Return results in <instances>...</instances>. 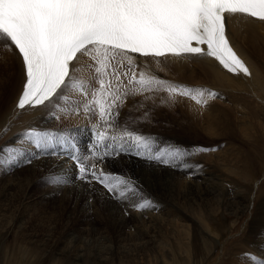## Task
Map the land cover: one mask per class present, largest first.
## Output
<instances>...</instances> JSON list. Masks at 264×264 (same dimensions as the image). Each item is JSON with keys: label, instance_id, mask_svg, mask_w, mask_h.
Instances as JSON below:
<instances>
[{"label": "rangeland", "instance_id": "374dc122", "mask_svg": "<svg viewBox=\"0 0 264 264\" xmlns=\"http://www.w3.org/2000/svg\"><path fill=\"white\" fill-rule=\"evenodd\" d=\"M81 58V62H79L80 71L76 73V75L84 80L85 87H89L88 80L90 79L91 74L94 73L95 61L87 55L82 56ZM109 71H111V68L109 69ZM118 71L120 73L128 72V77L123 78L125 82H127V79L131 77V71L135 72L136 75L137 72L139 73V75L142 72L139 71L138 67L136 66H133L132 69L129 70V66L127 65L126 61L123 67L118 68ZM155 76L159 77L160 75ZM159 79L161 78L159 77ZM91 87L98 88L99 83L93 82L91 84ZM181 89L182 88H178V91ZM161 91H165V96L159 93L157 94L158 97H155H157L156 100L160 98L164 100L165 98V102H162L163 108L165 104L168 109L172 110L171 108L176 105V100L184 99L179 98L180 95H166L168 92L164 89H161ZM182 91L184 90L182 89ZM153 92H145L143 95L137 96L142 100L152 102V100L150 99L152 98L151 95L153 94ZM206 93L207 91L204 92V94ZM216 94L217 95L215 96V98H211L209 101H206L207 106H203L204 103L200 106L202 107L203 113L201 109H197L194 107L189 113L190 116L194 117L196 114H198L197 111H199L198 116H200V118H203V125H201V127L199 126L200 128H197L199 133L201 134V139L203 140L201 141V139L198 138L200 139V143H202L199 144L201 148L197 144V148H194L195 150L193 149V151L191 152L192 155L188 157L187 162L188 164H193V162H198V164L200 163L199 168L201 169L203 167L202 169H205V174L200 175V173L198 172H181V175L179 174L176 178L177 182L173 180L172 184L170 183L172 189V200H176H173L172 202L174 203V206L166 207V205H164L161 207V205L157 206L159 204L158 202L155 203L156 201L152 202L150 200L152 202L150 207L140 210L138 207H136V204H134V206H131V209L134 211V213H132L131 215L125 214L123 218L118 217L119 219L122 218V222L124 223L138 219L140 222L139 226L146 231L154 228V223L157 224V231H161V233L164 232L165 234H167V237L164 238H162L163 236L159 235V237H155V239L157 240V244L159 245L160 249L162 248L161 251L163 253L160 252L155 246V249H150V251H148L146 255H142L140 257V255H135L136 253L131 250L128 245L129 242L127 241L130 239V236L133 235V232L135 230L129 231V234L128 231H126L127 233H124L122 237L120 235V238L116 234H113L112 230L114 228L112 227L113 224H111L113 222H106V217L110 213H112L113 215H118L119 210L113 194L108 193L104 187L101 188L99 186V183L95 181H92L91 183H85L84 181L76 178L74 180L75 184L68 183L61 185V182L52 180L49 174L52 171L51 167L50 169L48 168L46 173H41L39 175L28 173L27 170H29L31 167L30 160H25L24 165H20L21 167L19 165H14L9 171H2L3 168H6V163L9 161L5 160V158H3L0 154V193L2 190H5L9 184V186H14L17 184L20 188L24 189V196L26 194V197L18 195L4 200L0 197V264H224L226 258H228L226 254L229 255L231 252H237L238 254H240V250L244 253L242 259H245V263L243 264H253V260L250 257L264 259L257 256V254L251 249L253 244L252 242L255 241L252 238L253 232H251V230H255L258 232L261 227V218L256 217V215L260 210L258 207H260V205L264 203V143L262 144L264 135L261 134L263 133V131L260 127L261 125L259 124H264V122H262L263 119L258 122L256 119L253 120L252 117H247L244 126H246L248 130L239 132L236 131V127H238L239 123H242V121H240L241 118L240 116H238L236 108L231 106V104L227 101L228 98L224 93L217 91ZM250 99L253 100V98ZM91 100V92L82 93L79 91V89H74L69 91L60 100L59 104H56L52 107L53 110H50L48 112L50 124L44 126V129L37 127L33 128L36 129V131H44L50 134L47 137L46 141V145L50 149L43 152L40 156H48V158H50V160L52 159V161L54 162L58 161L59 159L63 161L68 160V164H65L66 170L72 165L77 168L75 166V160L73 158L71 159L72 156L63 152V149H65L64 147H67V145H69L67 136L65 134H70L72 136L78 135L79 137H81L83 133H89L90 130H93V127L90 123L88 125H83L79 124L80 122H77V120H75L77 118L76 116H79L81 114V109H79L78 112L75 110V106H77L76 103L78 102L89 104V108L92 109V120L90 121L91 123L97 120L96 118H98V121L101 122L99 118V109L95 104L91 103ZM127 100V105H129L130 99L127 98ZM184 100L190 104L196 103V101L188 95L185 96ZM209 105L216 109L215 112L213 110L212 115L208 114V112L205 110L209 107ZM123 106H125V104ZM176 110L173 109V111ZM217 110L223 111L225 113V117L228 118V129L233 128V130H235L232 131L231 134H229L231 136L227 137L224 134H222V137L215 136V134H219L217 129L216 131L214 130L215 124H219L221 129L223 125H226L225 123L222 125L217 121V123H215V121L213 120L212 116L217 112ZM127 111L126 109H121L122 116L120 119H118L117 116V123H123L127 127L129 126L132 128H136L137 121L134 115H136L137 112H134L133 114L131 112L129 116L126 117L127 119H122L123 115ZM204 112L207 114V116ZM151 115L152 112H148L147 115L142 117L141 119H143L145 122L148 118L151 117ZM132 117H134V120L132 119ZM208 118L210 120L212 119L213 121H211L214 125L211 127L212 129H209L207 127ZM205 121L207 123H204ZM79 132L81 133L79 134ZM23 133L24 132H22V134ZM22 134H20L19 136H15V138L13 137L14 139H9V146L13 150H16L18 148L31 151L38 150V147L30 139L29 133H27L28 135ZM55 134H61L60 136L63 138V148L58 149L59 151L57 150V144L55 145L53 138L54 136H57ZM180 134L182 135L183 133L180 132ZM186 135L187 134L183 136ZM87 137H89V141L87 140L86 144H91L93 148V139H96L95 135L93 137L92 134L91 136L88 134ZM207 139H215L216 144L214 145V147L209 148L203 144L207 143L204 142V140ZM185 142L187 143V141ZM190 142L192 143L194 141L190 140ZM76 143L78 144L77 141ZM156 149L157 146L153 145L152 150L155 151ZM203 149H207V151H204ZM200 150H202L201 155H195V153ZM217 156H221L222 161L223 157L226 159L225 162H222L224 165L222 164L218 168H213L214 163L217 166ZM62 157L63 159H61ZM64 157H66L65 160ZM85 163L87 165H90V163H87L86 161ZM97 167L99 169L98 165ZM116 171L117 173L120 172L118 171V168ZM120 173L122 174V172ZM12 179L16 180L11 181ZM8 180L10 182H8ZM180 180L182 181L180 182ZM197 181L200 182V184ZM76 182H79V185H76ZM202 182L206 184V188H208V190L210 188L215 189L217 187L216 190L218 189V193L215 194L216 197L213 195L206 202H198L196 204H188V202L181 199V196H183L184 192H186L189 187H200ZM213 186H215V188ZM29 187L30 189H28ZM175 190L176 193H174ZM41 195H46V197L39 199ZM23 198L24 201L22 202ZM27 198H30L28 201H26L28 202V205L25 204V200ZM82 198L86 199L82 200ZM182 201L187 203L185 207V203H182ZM243 201L245 203H243ZM89 205L94 207L95 209L97 208L101 217L105 218L106 221L104 219H102L104 221L97 219L96 216L98 215V213H92L91 211L89 214L83 216L84 214L82 213V210L88 208ZM106 206H113L115 208L110 207V210V208ZM176 206H178L177 209H175ZM191 207L196 208L193 210L191 209ZM107 208L108 210L106 211ZM74 210L79 211L80 214L78 216L74 215ZM144 211H146L147 213L144 214ZM197 215H207L209 216V219L211 218L207 221L210 225L209 230H205L204 227L200 225L196 218ZM142 216L145 217L144 221L140 219ZM156 219L159 222H157ZM129 226H131V224ZM83 229H86V231ZM99 229H101L100 232ZM104 229H106L105 231L107 232V234L106 232L104 233ZM185 229V233H188L190 235L189 238H191L192 233H194L195 238L199 244L200 242L202 243V246L204 243L207 244V246L204 247L206 249L204 253L198 251L197 253H195L197 254V257L195 258H193L192 255L190 256L191 259L187 258V255L185 254V251L183 249V246L190 240L189 238V240H183V243L185 244L181 246L180 250L177 249L174 254L170 253L171 246L172 248H174L177 245V242L174 238L178 235H182V233L184 234ZM261 229L264 230L263 227H261ZM135 232L138 234V231ZM174 232H176L178 235ZM190 232L192 233L190 234ZM120 239L121 244H119ZM203 240L204 243L202 242ZM245 240L251 241V243H249V248L244 245ZM56 241H60V244L62 243V247L64 246L63 249L70 257L75 255V253L81 251L80 253L83 254L82 260L79 262H72V259H70V257L65 258L54 255L53 244ZM41 242L43 244H41ZM122 243H125L127 245ZM263 243L264 236H261L259 242L256 244V250L262 248V246L264 249ZM178 245L180 244L178 243ZM189 247L190 249H192L191 246Z\"/></svg>", "mask_w": 264, "mask_h": 264}, {"label": "snow or ice", "instance_id": "6c2138e0", "mask_svg": "<svg viewBox=\"0 0 264 264\" xmlns=\"http://www.w3.org/2000/svg\"><path fill=\"white\" fill-rule=\"evenodd\" d=\"M234 16L264 23V0H0V38L9 50H15L25 75L17 108H48L59 104L71 90L91 92V103L98 107L100 120L107 126L94 133L103 149L93 153L97 160L113 154L145 152V158L165 164L182 160L192 153L164 146L153 154L150 149L155 142H150L149 137L120 128L116 119L119 108L130 96L160 89L169 96H191L197 103L206 101L193 93L203 96L207 91L211 98L217 94L170 85L143 71L138 79L133 72L125 82L128 72L120 73L118 68L125 61L129 70L136 66L130 54L157 63L169 57H209L229 73L250 77V69L234 50L228 35V22ZM85 55L95 61L89 87L76 75L80 57ZM93 82H98L99 87L92 88ZM178 88L184 92H178ZM83 108L86 113L90 110L87 103ZM79 109V105L75 106L77 112ZM108 130L116 131L109 134ZM49 135L29 132L30 139L41 147ZM72 158L79 170L76 178L81 181H95L120 199L138 193L129 178L97 170L96 164L87 165V156ZM151 203L144 198L136 207L143 210ZM251 259L253 264H264V259Z\"/></svg>", "mask_w": 264, "mask_h": 264}, {"label": "bare ground", "instance_id": "6f19581e", "mask_svg": "<svg viewBox=\"0 0 264 264\" xmlns=\"http://www.w3.org/2000/svg\"><path fill=\"white\" fill-rule=\"evenodd\" d=\"M228 35L230 37V42H231L234 50L237 52V54L241 57V59L246 63V65L250 69V71L252 73V75L250 77H246L243 74L235 75V74L229 73L227 70L223 69V67L221 65H219V63L217 61H215L213 58H209V57H200V58L189 57V58H184V59H173V58L169 57L167 60H161L159 63H157L156 61H152V60H146L143 57H135L134 55H132V57L136 61L135 65H136V67H138L139 71H143V72L147 73L148 75H154V76L159 75V73H162V75H164L165 77H161V76H159V77L161 78V80L167 81L170 85H184V86H190L188 88H194V89L202 88V89L211 90L212 92L219 91L221 93H224L225 96L228 98L227 101L231 104V106L236 108L238 116H240V118H241V120L240 119L239 120L242 121V123H239L238 127H236V131H238V132L239 131H245V130H248L247 127L244 126L246 123L247 117L248 118L252 117L253 120L256 119L258 122H260L261 119H263L262 122H264V23L259 22L258 20H255L252 18L244 17V16H234V17H231L229 19V22H228ZM9 59L11 62L9 61ZM80 59H82V58L80 57ZM79 62H81V61L79 60ZM153 68H155V69H153ZM136 76L138 79L139 78L138 72H137ZM24 80H25V76H24V69H23L21 59L16 54L15 50L14 49L9 50V48L6 47L5 41L3 40V38H0V154L3 158H5V160L10 162V163L9 162L6 163V168L2 167L3 168L2 171H9L11 169V167L14 165L23 166L25 163V160H27V161L30 160L31 161V164H30L31 167L29 170H27L28 173L33 174V175H39L41 173H46L48 168L50 169V167H51L52 171L49 174H50L53 181L61 182L60 183L61 185L68 184V183L72 184V183H74V180L78 176L79 171L73 165L71 167L69 166L70 168H68L66 170L65 164H68V162H69L68 160L67 161L65 160L66 157H64L65 161L60 160L59 159L60 157H59L58 158L59 160L56 159L58 161L54 162V161H52V159L50 160V158H48V156H40L43 152L48 151V149H50L49 147H47V145H45L44 147H41L40 145L35 144L38 147V150H34V151L32 150L33 152L31 150H27V149L25 150V149H21V148H18L19 152H16L9 146L10 145L8 143V141H10L9 139H12L13 137L15 138V136H17V135L19 136L20 134H22V132H24L23 134H27V133H29V131H31L35 127L44 129L45 128L44 126H47V124H50L49 118H48V112L50 110H53L52 107L54 105H50L48 108L38 106L36 108H26L25 110H20L16 107V99H17L18 93L20 92V90L22 88V83L24 82ZM178 92L183 93L184 91H182V89H181ZM159 93H161V95L165 96L164 95L165 91H161V89L154 91L153 94L151 95L152 98L150 99V100H152V102H147V100H142V99L138 98V96H130L129 97L130 104L127 105V108H126V111L127 110L128 111L123 115L122 119H125L126 117H128L131 112H132V114L134 112H137V114L134 115V117L136 118V121H137L136 122L137 126H136V128H132L129 126L127 127L123 123H121V124L117 123V124L119 125L120 128L126 127L130 131H134L137 134H141L145 137H149L150 142H155V143H153V145H156L157 148H163L164 146L179 147L181 149H186V150L191 152L194 148H197L196 147L197 144L198 145L202 144V143H200L201 134L199 133L197 128L199 126L201 127V125H203V123H202L203 118H200V116H198L199 111H197L198 114H196L194 117L190 116L189 113L193 107L197 108V109H201V111H202V107H200V106L203 105V102L202 103L196 102L195 104H190L184 100L186 95L178 94V95H180L179 98H184V99L176 100L175 101L176 105L171 108L172 110H170V109H168V107L165 106V104H164V108L162 106V102H165V98H164V100H162L161 98L156 100V98L158 97L157 94H159ZM166 95H168V93ZM193 95H197L198 99H201L202 101H209L211 99V97H209L208 93L204 94L203 96H199L197 93H193ZM155 96H157V97H155ZM250 98H253V100H251ZM76 104L80 106L81 114L79 116H76L78 119L75 117L76 118L75 120H77V122H80L79 124H83V125H88L90 123L93 127V130L92 131L90 130L89 133H86V132L83 133V135L81 137H79L78 135L72 136L69 134L68 137H73L74 140L78 142V144H77L78 145V152L74 153L73 149L71 147H68L69 145H67V147L66 146L64 147L65 149H63V152L65 154H70L72 157L76 156V155L78 157L87 156L88 157L86 160L87 163H90V165L91 164H98V162H100L102 160L101 159L97 160L93 156V153H99L100 151H102L103 150L102 146L97 144L96 139H94L93 148H92L91 144H86L87 140L89 138L87 136H88V134L90 136L92 134V136L94 137L93 133L98 132L100 130H104L107 126L102 121L101 122L98 121V118H96L97 120H95L93 123H91L90 121L92 120L91 119L92 109L89 108L90 110L86 113L84 111V108H83V105L85 103H79L78 102ZM173 109H175V110L178 109V110L173 111ZM205 110L208 112V114H211V115H212L213 110H214V112L216 111V109L214 107H211V105H209V107L206 108ZM118 111H119V113H121V108ZM148 112H152V115L150 118H148L144 122V120L141 118L146 116ZM202 113H203V111H202ZM200 115H201V113H200ZM205 115L207 116L206 113H205ZM205 115H204V117H205ZM134 117H132V119ZM212 117H213V120L215 121V123L219 122L222 125L224 123L226 124V125H223V127H222L223 131H222L219 124H215V126H214L212 123L213 122L212 119L210 120L208 118L207 127L209 129H212L211 127L214 126V130L216 131V129H217V131L219 132V134H215V136H217V137L221 136L222 137V134H224L228 137V136H231L229 134H231L232 131H235V130H233V128L228 129V126H227L229 124L228 118L225 117V113L223 111L217 110V112L214 113ZM237 118H239V117H237ZM134 123H135V121H134ZM204 123H207V122L205 121ZM259 124L261 125L260 127L263 131V133H261V134L264 135V124L263 123H259ZM216 125H217V127H216ZM108 131H109V134H114V132L116 130H108ZM180 132L183 134L181 135ZM80 133L81 132H79V134ZM185 134H187L186 135L187 137L183 136ZM55 135H57V134H55ZM60 135H57V136L53 135L55 145L57 144L56 145L57 150L63 148V140H62L63 138ZM259 135H260V133H259ZM259 135H257V136H259ZM215 136H214V138H215ZM260 137H261V135H260ZM16 138H18V137H16ZM186 138H188V139H186ZM198 138H200V139H198ZM189 139L194 141V142L191 143ZM202 140L203 139H201V141ZM262 140H263V142H262V144H263L264 138ZM185 141H187V143ZM204 142H207V143H203V144L209 148L214 147V145L216 144L215 139H207V140H204ZM207 145H209V146H207ZM200 148H201V146H200ZM150 151L153 154L155 153V151H153L152 148L150 149ZM147 155H148L147 152H145L142 155H134L131 153L113 154V155L107 156V158H104V160H105L104 168L99 167V169H98V167H97V170L102 169L105 173H107L109 171L112 173H117L116 170L118 168V171L122 172V174L120 172L117 174H119L125 178H129L131 180V182L138 189V193L135 195H132L131 193H129L128 195L130 198H127V199H120V198H117L116 196L113 195V197L116 201L118 210H119L118 215H116V214L113 215L112 213H110L107 215V217H106L107 221H106L105 218L101 217L97 208L95 209L94 207L89 205L88 208H86L85 210H82V213L84 214L83 216L89 214L91 211L92 213H98V215L96 216L97 219H99V220L104 219L108 223L113 222V223H111V224H113L112 227L114 228L112 230V232H113V234H116L118 237L120 235L122 237V235L124 233H127L126 231H128V234H129V231H131V230L138 231V234L134 231L135 233L133 232L132 236L129 235L130 239L127 241L129 242L128 245L131 248V250L136 253L135 255H138V256L140 255V257L142 255H146L147 252L150 251V249H153L155 246L157 247V249L160 252H162L161 251L162 248L160 249L159 245L157 244V240L155 239V237H157L159 235V236H163L162 238H164V237H167L166 236L167 234H165L164 232L161 233V231H157V226H156L157 224H155V223L153 225L154 228H152L149 231L143 230L142 227L139 226L140 222L138 219L124 223V222H122L123 216H125V214L131 215L132 213H134V211L131 209V206H134V204L137 205V203L142 201V199H144V198L149 199L152 202L156 201L155 203L158 202L159 204L157 206H159V205H161V207L164 205H166V207L167 206H174V203H172L174 199L172 200V194H171L172 181L173 180L176 181L177 180L176 178L178 177V175L181 172H183V173H189V172L196 173V172H198V173H200V175L205 174L204 173L205 169H202L203 167L201 169L199 168L200 163L199 164H198V162L197 163L193 162V164H188V162L186 163V159L188 156H185L182 160H178V163L173 161V163H171V164H165V163H161V162H157L155 160H150V159L145 158ZM72 157H71V159H72ZM61 159H63V157ZM217 159H218L217 166L212 161L214 163L213 168H218L219 166H221L223 164L222 162L223 161L225 162L226 158L223 157V161H222L221 156L220 157L217 156ZM208 160H206V161H208ZM185 165H187V166H185ZM42 171H44V172H42ZM9 180H8V182H10ZM14 180H16V179H12L11 181H14ZM181 181L182 180H180V182ZM78 183L79 182H76V185H79ZM198 183L200 184V182H198ZM9 185L7 186V188L5 190H2L0 193V197L3 198V200L4 199H10V198H12L14 196H18V195L26 197V194L24 196V193H23L24 189L23 188H20L17 184L14 186H9ZM99 186L101 188L103 187L100 184H99ZM59 187H60V185H59ZM210 187H211V184H210ZM213 187L215 188V186H213ZM216 188L215 189L210 188L208 190V188H206V184L202 182L200 187H198V186H196V187L192 186L191 188L189 187L187 189V191L184 192L183 196H181V199L188 202V204L189 203L190 204L191 203L196 204L198 202H204V201L206 202L207 200H209V198L211 196H213V195L215 196V194L218 193V189L216 190ZM28 189H30V187ZM43 190H45V189H43ZM174 193H176V190ZM44 197H46V195H41L39 197V199H42ZM29 199L30 198H27L25 200L26 205H28L27 204L28 202H26V201H28ZM83 199H86V198H82V200ZM23 201H24V198H23L22 202ZM174 201H176V200H174ZM110 203H109V205H110ZM178 203H179V201H178ZM182 203H185V202L182 201ZM243 203H245V202L243 201ZM176 205H178V204H176ZM186 205H187V203L184 204V207ZM106 207H108V206H106ZM110 207H113V206H110ZM110 207H108V208H110ZM177 207L178 206H176L175 209H177ZM108 208L106 209V211L108 210ZM113 208H115V207H113ZM195 208L191 207V209H193V210ZM258 208L260 210H259L258 214L256 215V217L261 218V227L264 228V203H262L260 205V207H258ZM103 210H104V207H103ZM110 210H111V208H110ZM196 210H198V209H196ZM106 213H108V212H106ZM114 213H115V211H114ZM145 213H147V212L144 211V214ZM73 214L78 216L80 213H79V211L74 210ZM203 214H204V210H203ZM206 214H207V211H206ZM171 215H172V213H171ZM143 216L140 219L144 221L145 217H143ZM118 217H122V218L119 219ZM167 218H169V217H167ZM196 218H197L198 222L200 223V225H202L205 230H209L210 225L207 222L208 220L211 219V218L209 219V216H207V215L198 216L197 215ZM157 219H156V221H157ZM162 219H164V218H162ZM104 220H102V221H104ZM157 222H159V221H157ZM169 223H170V221H169ZM130 224H131V226H129ZM174 226H175V223H174ZM182 227H183V225H182ZM261 227L258 230V232L255 230H251V232H253L252 238L255 240L254 242H252L253 244H252L251 249L257 254V256L264 258L263 246H262V248H259L258 250H256V244L259 242L260 237L264 236V234H263L264 230H262ZM155 229L157 232L155 231ZM181 229H183V228H181ZM83 230L86 231V229H83ZM100 230L101 229H99V232H100ZM105 230L106 229H104V233L106 232ZM185 232H186V229L184 230V234L182 233V235H178L176 232H174L175 234L178 235L174 239L177 242V245H178V243L180 245H178V246L176 245V247H174V248H172V246H171V249L169 248L170 253L174 254L177 251V249L180 250L181 246L183 244H185V243H183V240L186 241L189 239L190 240L186 243L187 245L185 244L186 246L185 245L183 246V249L185 251V254L187 255V258H190L191 255L193 256V258L197 257V254H195V253H197L198 251H201L202 253H204V251L206 250L204 247L207 246V244L204 243V240L202 241L204 243L202 246V243L200 242V244H199L198 241L196 240L194 233L190 232V234L192 233V235H191V238H189L190 235L188 233H185ZM106 234H107V232H106ZM164 234H165V236H164ZM175 234H173V235H175ZM123 237H125V236H123ZM31 240H32V238H31ZM59 242L56 241L53 244L54 255H56L58 257H65V258L70 257L66 253V251L63 249L64 246L62 247V245H61L62 243L60 244ZM111 242H112V240H111ZM119 242L118 243L121 244V239ZM136 242H139V243H136ZM189 242H191V243H189ZM249 243H251V241L245 240L244 245L249 248L250 247ZM41 244H43V243L41 242ZM122 244H125V243H122ZM197 244H199V245H197ZM125 245H127V244H125ZM189 246H191L192 249H190ZM114 250H116V249H114ZM80 252H77V253H75V255L70 257V259H72V262H79L82 260L83 254H81ZM226 255L228 256V258H226V261L224 264H243V263H245L244 262L245 259H242V257L244 256V253L241 250H240V254H238L237 252H234V253L231 252L229 255L228 254H226Z\"/></svg>", "mask_w": 264, "mask_h": 264}]
</instances>
